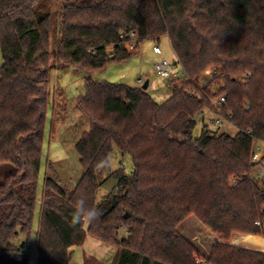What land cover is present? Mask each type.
<instances>
[{
	"label": "trees",
	"instance_id": "1",
	"mask_svg": "<svg viewBox=\"0 0 264 264\" xmlns=\"http://www.w3.org/2000/svg\"><path fill=\"white\" fill-rule=\"evenodd\" d=\"M50 2L0 0V165L15 168L0 182V264L29 263L52 55L58 68L86 73L77 105L90 126L76 143L84 172L75 188L67 192L56 175L44 180L37 264H69L70 246L87 234L117 246L112 264H199L178 230L191 213L222 236L209 262L264 264V251L230 243L234 232L264 236V174L255 175L264 151L253 158L264 142V0H62L53 45ZM132 31L140 41L168 36L184 71L163 102L144 83L94 76L134 55L125 47ZM212 108L237 134L205 124L194 137L197 116ZM115 146L134 169L99 201L98 172ZM78 200L100 213L87 229L72 222Z\"/></svg>",
	"mask_w": 264,
	"mask_h": 264
},
{
	"label": "rangeland",
	"instance_id": "2",
	"mask_svg": "<svg viewBox=\"0 0 264 264\" xmlns=\"http://www.w3.org/2000/svg\"><path fill=\"white\" fill-rule=\"evenodd\" d=\"M62 0H51L50 5L54 11L53 31L51 35L52 45L57 39L56 15L60 10ZM160 44L163 52L156 54L153 46ZM111 48V47H110ZM112 50V49H111ZM134 55L122 63H111L104 71L94 74L99 80H110L114 82H124L130 85L141 84L138 79L143 78V83L149 79V93L159 102L165 101L173 91L175 83H181L183 76L169 80L158 76L154 70V64L161 58H167L170 61H176L177 57L172 49L168 36L161 38L159 42L145 40L140 44L139 52H133ZM4 57L0 51V67L4 64ZM176 69H181L180 64ZM86 73L75 67L58 68L55 56L52 55V64L50 68V108L47 116V125L42 152V166L39 176L38 185V204L36 207V217L34 229L31 235V246L28 250L29 263L37 264L39 260L37 245V230L39 227V213L41 208V197L43 193V184L46 176L60 179V184L65 187L67 192H71L83 175V167L80 162V155L76 149V143L83 131L89 129V117L84 114L77 105V96L85 92L83 82ZM212 78V74H203L197 82L201 86L207 85ZM139 80V81H138ZM220 83H213L215 88ZM147 89V88H146ZM220 118V123L216 121ZM198 124L194 130V137L202 133L205 124L219 133L227 132L235 135L238 128L228 119L223 117L219 108L205 109L203 114L197 116ZM260 155L264 151V142H256ZM260 157V156H259ZM134 165L130 154L124 153L117 146L110 157L109 165L103 167L98 172L102 181L101 188L98 192V199L101 201L109 195L113 188L118 184L122 175H130L133 172ZM15 170L11 163L0 165V182L4 177ZM264 171L261 165L255 170V175ZM178 230L184 234L198 249L195 254L196 259L209 257L212 247L215 243L222 241V236L213 231V229L204 224L194 213L189 214L179 225ZM124 231L120 232V238L123 237ZM23 237L16 239L15 242L20 244ZM230 243L254 248L264 251V236L254 233L234 232ZM75 247V248H74ZM72 249H77L74 246ZM76 253L73 257L76 258Z\"/></svg>",
	"mask_w": 264,
	"mask_h": 264
},
{
	"label": "crops",
	"instance_id": "3",
	"mask_svg": "<svg viewBox=\"0 0 264 264\" xmlns=\"http://www.w3.org/2000/svg\"><path fill=\"white\" fill-rule=\"evenodd\" d=\"M138 79H140V77ZM88 226L89 224L85 223L86 229ZM124 230L123 237H127L128 232L126 229ZM74 246H76L77 249H72ZM117 251V246L107 243L91 234H87L82 244H74L70 246L69 264H112ZM74 253H76V258L73 257Z\"/></svg>",
	"mask_w": 264,
	"mask_h": 264
},
{
	"label": "built area",
	"instance_id": "4",
	"mask_svg": "<svg viewBox=\"0 0 264 264\" xmlns=\"http://www.w3.org/2000/svg\"><path fill=\"white\" fill-rule=\"evenodd\" d=\"M145 41V40H143ZM140 41L138 33L136 31H132L130 33L129 39H127L125 41V47L128 51L130 52H139L140 50V44L143 42ZM153 51L156 54H162L163 50L160 46V44L156 43L153 46ZM177 67V63H175V61H170L167 58H161L158 61L155 62L154 64V70L156 72V74L162 78H166L169 80H173L174 78L177 77H181L184 75V71L183 69H176ZM207 74H213L212 70L209 69L206 71ZM141 81V83H143V78L139 79ZM226 101V96L225 95H221L218 99L215 100V103H222ZM217 124L220 123V118L216 121ZM260 146L256 143V149L253 153V158L256 160L259 158L260 153H259V148ZM260 175L264 174V171H261L259 173ZM256 223L258 225H261V221H256ZM197 262L199 264H213L211 262L208 261V259L206 257H201V258H197Z\"/></svg>",
	"mask_w": 264,
	"mask_h": 264
},
{
	"label": "clouds",
	"instance_id": "5",
	"mask_svg": "<svg viewBox=\"0 0 264 264\" xmlns=\"http://www.w3.org/2000/svg\"><path fill=\"white\" fill-rule=\"evenodd\" d=\"M99 215L100 213L97 209L87 206L86 202L83 200H78L73 211L72 222L73 224H91L99 217Z\"/></svg>",
	"mask_w": 264,
	"mask_h": 264
},
{
	"label": "water",
	"instance_id": "6",
	"mask_svg": "<svg viewBox=\"0 0 264 264\" xmlns=\"http://www.w3.org/2000/svg\"><path fill=\"white\" fill-rule=\"evenodd\" d=\"M148 86H149V80H146L145 82H144V84H143V88H148Z\"/></svg>",
	"mask_w": 264,
	"mask_h": 264
}]
</instances>
